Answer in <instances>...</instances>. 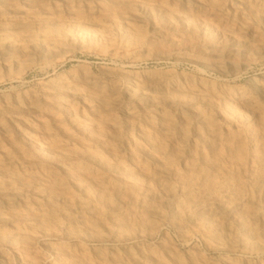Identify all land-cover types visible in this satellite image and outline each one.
<instances>
[{
    "label": "bare ground",
    "instance_id": "bare-ground-1",
    "mask_svg": "<svg viewBox=\"0 0 264 264\" xmlns=\"http://www.w3.org/2000/svg\"><path fill=\"white\" fill-rule=\"evenodd\" d=\"M144 17L220 76L78 67L0 97V264H264V72L240 75L264 0H0V51L46 62Z\"/></svg>",
    "mask_w": 264,
    "mask_h": 264
},
{
    "label": "rangeland",
    "instance_id": "rangeland-1",
    "mask_svg": "<svg viewBox=\"0 0 264 264\" xmlns=\"http://www.w3.org/2000/svg\"><path fill=\"white\" fill-rule=\"evenodd\" d=\"M184 36L181 26L174 27L166 21L144 17L129 24L121 20L104 23L95 28L94 35L86 46L70 44L65 55L46 62L27 58L20 53L10 55L0 51V97L13 93H39L43 82L56 74L78 67L87 68L97 76L108 79L113 77L106 72L117 67H124L126 71L132 72L177 71L208 79L219 77L220 74L214 68L193 61L192 55L195 53L182 44ZM128 37L136 45L128 55L116 56L125 51ZM260 72H264V60L241 71V83L246 84ZM165 232L178 242L170 226H165ZM194 242L202 246L200 241Z\"/></svg>",
    "mask_w": 264,
    "mask_h": 264
}]
</instances>
